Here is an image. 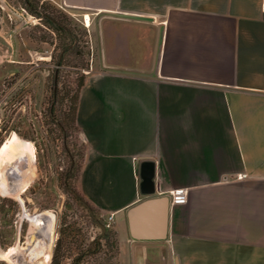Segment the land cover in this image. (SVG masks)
<instances>
[{"label":"crops","instance_id":"obj_1","mask_svg":"<svg viewBox=\"0 0 264 264\" xmlns=\"http://www.w3.org/2000/svg\"><path fill=\"white\" fill-rule=\"evenodd\" d=\"M60 1L91 18L80 190L120 264H264V0Z\"/></svg>","mask_w":264,"mask_h":264},{"label":"rangeland","instance_id":"obj_2","mask_svg":"<svg viewBox=\"0 0 264 264\" xmlns=\"http://www.w3.org/2000/svg\"><path fill=\"white\" fill-rule=\"evenodd\" d=\"M84 22L60 0H0V145L16 133L36 149L24 202L0 191V250L17 245L20 264H120L110 217L80 190L88 146L74 110L93 59ZM29 166L16 158L7 181L17 183ZM48 212L51 243L48 227L33 221Z\"/></svg>","mask_w":264,"mask_h":264},{"label":"bare ground","instance_id":"obj_3","mask_svg":"<svg viewBox=\"0 0 264 264\" xmlns=\"http://www.w3.org/2000/svg\"><path fill=\"white\" fill-rule=\"evenodd\" d=\"M83 16L85 18V23L89 25L91 23L90 15L84 14ZM20 156L27 157L30 162V166L28 171L19 178L17 183L11 184L7 181L4 173L12 170V168L14 169V162L16 158ZM35 157L36 149L31 141L20 138L16 133H13L10 137H8L6 141L0 145V191L8 195L15 194L18 200L23 203L24 199L21 194H23L28 189L36 174L33 166ZM41 213L43 212L36 214L40 215ZM47 216L48 217L45 219H33V221L36 224L48 227V233L46 237L48 239V243H51L54 239L52 226L53 215L52 213L48 212ZM17 248L18 247L16 245L4 250H0V259L7 261L9 264H20L14 259V254L16 253ZM48 263L49 260H43L37 264Z\"/></svg>","mask_w":264,"mask_h":264},{"label":"water","instance_id":"obj_4","mask_svg":"<svg viewBox=\"0 0 264 264\" xmlns=\"http://www.w3.org/2000/svg\"><path fill=\"white\" fill-rule=\"evenodd\" d=\"M148 176H145V182L142 184V189L144 190V186L148 184ZM152 204V201H146L144 203H141L137 206H135L131 211H130V216H131V223H132V227L134 229L137 228L136 226V220L135 217L137 214H139L140 212H142L145 208H148L150 205ZM162 221H165V214L162 213ZM101 228L103 230V233L106 231V226L104 224H101Z\"/></svg>","mask_w":264,"mask_h":264},{"label":"built area","instance_id":"obj_5","mask_svg":"<svg viewBox=\"0 0 264 264\" xmlns=\"http://www.w3.org/2000/svg\"><path fill=\"white\" fill-rule=\"evenodd\" d=\"M246 176L247 174H241L238 176V178L242 179L245 178ZM170 197L172 201L176 204L186 203L189 197V189L185 187L174 189L170 191ZM111 218L112 217L110 216V219Z\"/></svg>","mask_w":264,"mask_h":264},{"label":"trees","instance_id":"obj_6","mask_svg":"<svg viewBox=\"0 0 264 264\" xmlns=\"http://www.w3.org/2000/svg\"><path fill=\"white\" fill-rule=\"evenodd\" d=\"M74 117H75V120H76V109L74 110Z\"/></svg>","mask_w":264,"mask_h":264}]
</instances>
